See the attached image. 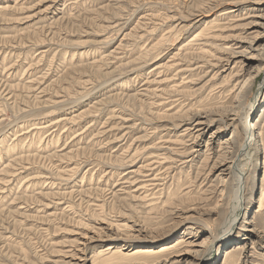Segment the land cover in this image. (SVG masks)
<instances>
[{
  "label": "rangeland",
  "instance_id": "obj_1",
  "mask_svg": "<svg viewBox=\"0 0 264 264\" xmlns=\"http://www.w3.org/2000/svg\"><path fill=\"white\" fill-rule=\"evenodd\" d=\"M252 1L0 0V264H175L180 237H221L234 218L195 263L245 242L231 264H264V61L238 98L243 64L221 59L255 36ZM231 110L238 137L218 152L242 172L240 205L233 186L220 201L206 156L219 123L190 149L197 119ZM136 224L152 240L127 238Z\"/></svg>",
  "mask_w": 264,
  "mask_h": 264
},
{
  "label": "bare ground",
  "instance_id": "obj_2",
  "mask_svg": "<svg viewBox=\"0 0 264 264\" xmlns=\"http://www.w3.org/2000/svg\"><path fill=\"white\" fill-rule=\"evenodd\" d=\"M252 2H253V4L256 5L255 10H257V14H254V16L256 17V19L254 20V26H257L258 28H256L254 31L252 30L253 34L255 36L253 35L254 37L252 38V41L249 40V41H251V43L248 46H243V45L239 46V45H237L238 43H236V47L234 45V46L227 48V51H225L223 53L224 56H221V59H226L227 61L230 58L238 57L239 60H237V62H236L237 65L243 64V65H241V69L238 70L239 73H237V75L241 76V80H240V82H238L239 85L237 86V90H238L237 97L238 98H241L242 93L245 91V88L247 86H249V84L252 83L255 79H257L258 75L263 70V68L260 67V65L259 66L255 65L254 62L257 60L264 61V55H263L264 54V46L259 47V45H257L256 49H254L255 48L254 46L257 42L264 39V0H253ZM252 2H250V3H252ZM231 12H235V11L232 9L228 13H231ZM198 38H199V35H196L195 39L197 40ZM248 39H246V40H248ZM239 41H240V39H239ZM243 47H245V48L243 49ZM258 98H259V95H257L255 97V101H257ZM238 101H240V99ZM238 110H231V111L226 112V114L223 113V116H221V118H219L220 117L219 116L217 118L211 119L208 116L203 115L205 117L197 119L195 121L196 123L193 124L196 126L192 127L190 129L193 131L189 132V137L191 138V140L193 142L192 143L193 145L192 146L190 145L191 146L190 149H192L191 152H194V154H199L201 152V148L196 146V144L200 143L198 141L202 140L205 137L206 133L210 130L212 124H218L219 123L218 126L209 133L210 135L208 136V139L206 141V143H207L206 144V148H207L206 150L209 152V155H206V156H208L209 160L212 159V161H213V164L211 166V168H212L211 171H214V172L218 171L217 178L219 180V187L217 189V192L219 193V195L221 197L220 201L222 199H224L226 197V195L228 194L229 187L233 186V187H235V190L233 191V193L236 196V198L238 199L237 204L240 205L241 204L240 201H242L241 199H243V191H244V188L242 185V172L239 169L237 160L230 159V157H226L223 154H219V152H218V151H222V149H224V148H226V150L227 149L229 150V148H231V145L233 144V141H234L232 139H235V137H238L236 132H233L234 134L231 133L233 135L232 138H226V136L229 133V130L231 129L232 126H234L236 120L241 115V112ZM249 118H250V115L247 116V123L245 125V132L247 133V135L249 134L251 137L249 136L248 138H245L243 141V145H242V147H244L246 149L248 148L249 145H252L253 143H254V145H256L259 142V137H260V134L258 132L259 127H257V124L253 123L252 120H250ZM257 145L259 146V144H257ZM216 146H218L219 150L216 149ZM244 148H243V151H244ZM155 180L157 181L156 177H154L152 179V181H155ZM239 205H238V207H240ZM263 206H264V177L262 178V187H261V192H260L258 211L259 210L261 211ZM191 216L192 215L186 216L184 218L180 217V220L190 218ZM235 221H236V218L231 220V223L227 226V229L225 230L224 234L221 237L213 233L211 235V238H207L204 241H199L198 238L195 236L188 237V235H183L184 237L183 236L180 237L176 241V243H174L171 246V248L174 249L173 258L175 260H173V262L175 264H197L195 262L198 260V257L202 253L206 252L211 245L214 246L217 243L224 241L223 238L226 235L230 236V233L234 227ZM178 222H177V224H178ZM115 226H116L115 224L114 225L108 224L102 230V233H104L103 235H105L111 239H113L115 236H118L119 234L115 235V231H114ZM136 226H135V229H133V231H134L133 235H131L130 237H127V238H138V239H141V238L146 239L147 238V239L152 240V238L154 237L152 235V231L147 230V228H144L142 225L136 224ZM246 238H247L246 236L243 237V239H246ZM219 239H221V240H219ZM87 240L89 242L86 241L85 243H83L85 245L84 248L90 242H92V240H94V236L89 237ZM95 240H96V238H95ZM208 244H209V246H208ZM111 245L112 244L110 243V245L105 249V251L112 250L113 247H111ZM246 245L247 244L245 242L244 243L239 242V243H236V244L228 247L226 249V254L224 255V258L221 259V261L222 260L223 261L222 262L220 261L221 262L220 264H231L232 257L236 258L238 256H242V254H244L243 251L245 250ZM171 251H173V250H171ZM157 252H155V248L151 243L150 245L141 247L139 249V251L136 253L135 257L137 260H141V259L145 260L147 258H151V260H152V257H154V255L157 254ZM160 254L161 253H159V255ZM147 260L149 261V259H147Z\"/></svg>",
  "mask_w": 264,
  "mask_h": 264
}]
</instances>
